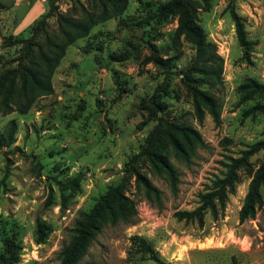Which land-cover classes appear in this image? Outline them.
I'll return each instance as SVG.
<instances>
[{
	"label": "rangeland",
	"instance_id": "1",
	"mask_svg": "<svg viewBox=\"0 0 264 264\" xmlns=\"http://www.w3.org/2000/svg\"><path fill=\"white\" fill-rule=\"evenodd\" d=\"M28 1L32 0L20 2L22 6L6 2L8 7L0 8V75L16 65L20 54L19 46L8 44V37H29L36 19L48 10L47 0H35L31 6L25 5ZM162 1L166 0H130L122 16L95 25L88 36L67 48L54 72L51 94L40 96L26 113L0 110V132L12 121L15 127L13 142L0 147V254L6 239L17 241L21 248L11 253L17 256L13 264H61L60 253L71 239L79 212L89 210L108 186L127 175L125 163L156 123L146 100L165 78L162 69L147 62L146 39L176 65L171 85L161 96L167 108L159 116L192 125L203 143L188 159L170 156L177 171L175 185L167 173L140 160L137 168L159 189L158 196L148 197L128 175L126 194L137 215L131 223L106 224L79 264H157L136 251L135 235L152 243L168 264H264V205L254 217L239 220L251 169L263 161L262 151L240 170L235 190L217 217L208 211L201 224L176 216L199 205L200 195L225 175L230 157L240 156L264 138V116L251 112L261 99L243 101L239 88L249 78L264 84V0H210L198 8L199 24L224 58L223 84L214 89L222 104L220 123L208 112L202 121L195 114L179 74L190 64L195 48L181 39L175 49L177 19L158 25L147 16ZM57 4L66 12L72 0ZM232 9L243 18L251 41L247 49L239 43ZM57 26L56 16L50 17L49 31ZM129 41L139 49L135 51ZM89 42L91 51L85 49ZM123 51L130 58L109 67L97 62L98 56ZM72 179H78L79 190L69 186ZM62 188L68 195L65 204ZM39 221L51 226L42 243L36 240Z\"/></svg>",
	"mask_w": 264,
	"mask_h": 264
},
{
	"label": "trees",
	"instance_id": "2",
	"mask_svg": "<svg viewBox=\"0 0 264 264\" xmlns=\"http://www.w3.org/2000/svg\"><path fill=\"white\" fill-rule=\"evenodd\" d=\"M57 1L47 0L48 10L36 19L29 37H8V44L19 46L20 54L15 59L16 65L0 75V110L4 113L16 110L26 113L40 96L51 94L54 91L52 81L54 72L65 56L67 48L77 39L88 36L95 25L122 16L130 3V0H85V2L72 0L71 7L63 12L59 10ZM209 1L166 0L159 2L155 9H149L147 16L154 19V23L158 25H163L174 17L177 19V27L173 35L175 49L179 50L181 39L190 42L195 48L190 64L179 73L192 97L195 114L198 120L202 121L205 113L208 112L216 123H220L222 104L214 89L218 84H223L224 58L218 53L217 44L207 39L206 32L197 18L198 8ZM7 7L8 5L0 0V8ZM231 13L239 43L247 49L251 41L247 38L243 18L234 9ZM52 16H56L58 26L56 31L50 32L48 19ZM145 42L149 49L147 62H152L165 73L163 81L146 100L149 104V115L156 123L139 151L125 163L127 175L119 183L108 186L89 210L79 212L71 239L60 253L61 264H79L106 224L115 225L120 221L133 222L137 208L134 201L126 194L128 175L135 177L137 184L145 188L148 197L158 196L159 189L137 168L140 160H147L157 170L167 173L175 185L178 179L177 171L170 156L188 159L195 148L203 143L199 131L192 125L173 121L164 115L159 116V113L167 108L161 96L162 92L171 85V75L176 65L172 57L166 59L162 57L160 49L151 39H146ZM128 45L133 46L135 51L139 49L138 45L134 46L131 41ZM85 49L91 51L92 43H87ZM130 56L127 51H123L118 55L98 56L97 62L101 67H109L113 62L126 60ZM177 56L178 54L175 58ZM239 88L243 101L256 97L261 99L251 108V112H258L264 116V84L249 78ZM14 128L12 121L10 128L0 132V147L9 146L13 142ZM260 151L264 153V138L250 144L240 156L230 157L229 162L226 163L225 175L218 178L209 191L200 195L199 205L192 211H178L176 216L179 219L197 220L201 224L203 215L208 211L217 217L224 211L229 194L235 190L240 170L249 167L250 158ZM251 171L253 176L239 211L240 222L254 217L257 210L264 205L262 193L264 158L259 166ZM72 180L69 186H72L73 190H79L78 179ZM64 190L62 188V199L65 204L68 195ZM50 231V225L39 221L36 226L37 242H44ZM133 240L137 252L147 255L157 264H168L146 238L135 235ZM20 248L17 241L6 239L5 249L0 254V263L16 262L17 256L11 253L14 250L18 252Z\"/></svg>",
	"mask_w": 264,
	"mask_h": 264
},
{
	"label": "crops",
	"instance_id": "3",
	"mask_svg": "<svg viewBox=\"0 0 264 264\" xmlns=\"http://www.w3.org/2000/svg\"><path fill=\"white\" fill-rule=\"evenodd\" d=\"M22 1H24V0H2V2H4V3H6V2H13L14 3V6H19V5H21V3L20 2H22ZM37 1H35V0H32V1H28V3H26L25 5H34L35 3H36ZM42 2H44V1H42ZM24 4V3H23ZM22 4V5H23ZM21 5V6H22ZM46 12V11H45ZM28 13V9H26V13H25V15L24 16H26V14Z\"/></svg>",
	"mask_w": 264,
	"mask_h": 264
}]
</instances>
